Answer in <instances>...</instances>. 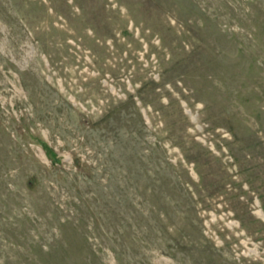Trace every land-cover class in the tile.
Masks as SVG:
<instances>
[{"label": "rangeland", "instance_id": "1", "mask_svg": "<svg viewBox=\"0 0 264 264\" xmlns=\"http://www.w3.org/2000/svg\"><path fill=\"white\" fill-rule=\"evenodd\" d=\"M0 264H264V0H0Z\"/></svg>", "mask_w": 264, "mask_h": 264}]
</instances>
